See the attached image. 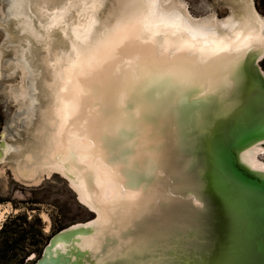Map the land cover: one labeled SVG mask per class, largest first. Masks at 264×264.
<instances>
[{
	"label": "bare ground",
	"instance_id": "bare-ground-1",
	"mask_svg": "<svg viewBox=\"0 0 264 264\" xmlns=\"http://www.w3.org/2000/svg\"><path fill=\"white\" fill-rule=\"evenodd\" d=\"M32 1L0 0V27L3 29L0 42V77L11 78L16 74L14 78L16 81L13 83L8 80L13 84L8 82L7 86L14 90L10 91V96L17 110L22 111L20 119H17L21 126L19 128L27 133L4 149V152L10 150L13 154L12 165L6 166L12 170L14 177H24L32 183H38L41 175L47 177L52 171L63 175L64 167L58 162L64 155L61 148L63 137L73 152L85 153L84 158L82 160L77 158L76 162L91 170L95 176L107 177L109 170L104 168L99 160L94 161L92 156L87 155L94 149V144L87 135L81 138L80 133L90 124L95 125L98 122V117L97 119L92 117L101 111V107L90 98L93 93L98 94L99 99L104 101L105 91H115L117 83L125 77L121 73V66L116 64L114 68L104 73L102 80L90 83L91 90L87 93L81 81L91 82V78L102 67L113 64L118 59L116 52L119 49L116 45L120 43L122 33H115L111 42L99 48L96 58L90 64L83 63L84 53L96 47L98 41H107L109 32L106 29L113 28L121 20L124 14L121 0H111L110 9L106 10L105 16L103 14L106 11L101 14L103 17H100L99 13L95 16L102 0H81L82 3L79 5L67 4V7L56 6L51 2L39 7L37 3L34 8L31 7ZM230 1L232 5L223 18L217 17L213 11L203 17L193 16L183 0H156V6L151 10L155 15H151L146 6L144 15L148 20L140 26L136 34L135 45L139 47L132 46L126 49L124 71L127 72L141 55H150L143 44L149 38L156 56L167 55L169 60L185 55L181 47L187 42L195 46L187 53L189 58L193 56V52L195 53V63L191 70L213 83L215 87L212 92L215 91L221 82H227L229 71L227 67H221L222 61L216 58L214 52L218 53L220 47L227 45L228 51L218 55L220 57L230 55L241 59L248 52L264 49V21L255 10L253 0ZM48 6L57 7L59 14L49 18ZM25 16L32 17V20ZM66 24L67 29H64L62 25ZM34 31H39L41 35ZM40 49L48 55V58L45 56L48 78L44 82V88L40 86V65L31 66L36 58V52ZM197 49H203V52ZM7 51L10 56L4 57ZM178 63L182 67H189L183 61ZM208 93L206 89L203 94ZM85 100L88 101V106L83 108L84 118L79 119ZM71 122H75V127L67 129V123ZM145 130L150 132L148 128ZM131 135L132 133L129 136L126 131H119L109 134L105 139V146L114 160L123 162L130 153ZM151 144L153 151L147 152L146 155L148 157L156 155L159 166L154 169L151 160H148L142 173L136 177L138 180L145 175L148 181L152 179L140 187V191L147 189V196L143 201L138 202L139 192L124 191L107 179L103 182L97 180L93 186L98 194L91 195L85 190L82 175L76 174L74 182L69 181L68 184L76 192L78 200L95 211L93 231L79 240L81 248L97 251L103 235L118 237L120 232L132 226L136 217L151 210L148 208H151L152 198L157 200L156 195L163 191L159 186V180L163 175L162 170L168 166L165 140L157 137ZM262 152L263 147L257 142L241 152L239 158L250 168L264 171V161L260 156ZM136 159L142 158L137 155ZM2 168L0 177L4 174ZM96 205L106 208L108 219L96 211ZM4 210H0V225ZM41 218L47 230L49 218L45 213L41 214ZM114 249V247L107 249L106 255L113 256Z\"/></svg>",
	"mask_w": 264,
	"mask_h": 264
},
{
	"label": "water",
	"instance_id": "water-1",
	"mask_svg": "<svg viewBox=\"0 0 264 264\" xmlns=\"http://www.w3.org/2000/svg\"><path fill=\"white\" fill-rule=\"evenodd\" d=\"M213 1L225 4L227 11L232 5L230 0ZM51 2L65 6L70 3ZM111 2L102 0L95 16L110 9ZM66 26L62 25L64 29ZM0 33L1 42V27ZM3 56L9 57L10 53L7 51ZM45 56L48 58L47 53L38 50L31 64L40 65L42 88L48 78ZM263 57L264 49L245 54L238 72L228 73L227 82H221L212 92L214 103L182 114L179 126L173 118H163L174 86L171 83L146 86L161 108L158 137L165 140L168 161L159 180L163 191L156 195L157 200L152 198L148 208L151 210L136 217L132 226L118 237L103 235L97 251L79 245V240L93 231L95 211L78 200L68 184L74 182V175L67 170L69 163L63 157L58 159L64 167L63 175L52 171L47 177L41 175L40 181H63L90 217L54 231L39 255L28 254L26 260H33L31 264H264V171L250 168L239 158L245 145L247 148L257 142L264 145V73L259 66ZM14 78L16 74L11 78L0 77V166L12 165L13 154L4 149L27 134L19 128L17 119L22 111L17 110L10 96L14 90L6 83ZM148 129L152 131L151 127ZM126 134L130 136V132ZM76 167L84 168L78 162ZM5 170L12 181L22 186L39 183L14 177L9 167ZM76 174L84 179L86 173L76 171ZM138 180L145 185L152 179L148 181L143 175ZM83 181L91 195L87 181ZM113 247V256L106 255L105 251Z\"/></svg>",
	"mask_w": 264,
	"mask_h": 264
},
{
	"label": "snow or ice",
	"instance_id": "snow-or-ice-1",
	"mask_svg": "<svg viewBox=\"0 0 264 264\" xmlns=\"http://www.w3.org/2000/svg\"><path fill=\"white\" fill-rule=\"evenodd\" d=\"M121 6L124 10L121 20L113 28L106 29L109 32L108 40L98 41L96 47L87 50L84 53L85 60L83 63L86 65L90 64L96 58L99 48L111 42L115 33H122L120 43L116 45V48L119 49L116 52L118 59L113 64H106L102 67L91 78V82L81 81V83H84L87 93L91 90L90 83L94 84L96 81L102 80L104 73L114 68L116 64L121 66V73L125 77L117 83L115 91H105L104 101L99 99L98 94L93 93L90 98L101 107V111L92 117V119H97L98 117V122L95 125L90 124L84 132L80 133L81 138L87 135V138L95 146L87 155L92 156L94 161L99 160L101 165L109 170V175L107 177L95 176L91 170L77 168L76 159L82 160L85 153L73 152L67 146V141L63 137L61 148L64 153L63 160L69 163L67 170L70 174L75 175L76 171L86 173L84 179L87 181L90 192L98 194L93 185L97 180L103 182L104 179H107L124 191L139 192V202L146 198L147 189L140 191L142 182L137 180L136 177L142 173L144 164L148 160H151L154 169L159 166L158 157L156 155L148 157L146 153L153 151L151 141L156 140L158 135L161 134L158 121L162 118L161 108L157 104L156 96L155 94L149 95L146 86L165 83H171L174 86L175 90L169 95L163 118H173L174 122L179 126V118L182 114H187L194 108L200 109L214 103L212 89L215 85L206 78L199 77L191 70V66L195 63V53L193 52L191 58L187 56V53L194 49L195 46L187 42L181 47V51L185 55L169 60L167 55L156 56L151 38H149L143 44L150 55H141L140 59L125 72L123 61L126 58V49L132 46L139 47V45H135L136 34L139 32L140 26L144 25L145 21L148 20V17L144 15V9L147 6L150 14L155 15V12L151 10L155 8L156 0H121ZM193 39H195V36H193ZM197 51L203 52V49H197ZM227 51V45L218 49V53H226ZM218 53L214 52V55L218 60L222 61L221 67H227L231 74L237 73L241 63L240 58L230 55L220 57ZM77 58L79 59V56ZM180 61L185 62L189 67L180 66L178 63ZM162 65L166 66L161 67ZM206 89L209 91L207 96L203 95ZM87 106L88 101L85 100L79 119L84 118L83 108ZM66 127L67 129L74 128L75 122L67 123ZM148 127L152 128L151 132L145 130ZM119 131L132 133L129 143L131 151L123 162L114 160L105 146V139L109 134L118 133ZM247 147L245 145L240 151H245ZM137 148L139 149L138 153ZM137 155L142 159L137 160ZM95 208L105 219H108L105 207L96 205Z\"/></svg>",
	"mask_w": 264,
	"mask_h": 264
},
{
	"label": "rangeland",
	"instance_id": "rangeland-1",
	"mask_svg": "<svg viewBox=\"0 0 264 264\" xmlns=\"http://www.w3.org/2000/svg\"><path fill=\"white\" fill-rule=\"evenodd\" d=\"M183 1L186 3L187 9L190 14L196 17H203V15L206 16L212 11L219 18H223L228 14L227 10L225 9V4L215 3L213 0ZM253 1L255 5V10L260 16H262L264 21V0ZM32 2L33 3H31V7L34 8L35 5L37 6V3H39V7H42L43 4L47 5V3H50L51 0H33ZM66 2H70L69 4L72 5H79L80 3H82L81 0H66ZM51 4H55L56 6L63 5H57L56 2H51ZM63 6L65 7V4ZM47 8L48 12L50 13L49 18L59 14V12L54 14L55 11H58L57 7L53 6L50 8L48 6ZM106 13L107 11L103 15L105 16ZM101 16L102 15H100V17ZM25 18H30V20H32V17L30 16H25ZM34 32H36L39 36L41 35L39 31ZM259 66L264 73V57L260 60ZM18 69L21 70L20 67ZM14 81L16 80H11V82L13 83ZM8 82L9 84H13L10 81H7L6 83ZM1 120L2 119L0 115V123ZM260 156L261 159L264 161V145L263 152ZM1 167H3L2 172L4 173L2 174L3 176L0 177V210L5 209L3 212L4 216L2 217L3 221L8 215L14 214L16 212H25L28 217L31 215H35L39 218L42 233L49 236L55 231L58 226L63 227L70 223H78L79 221H83L90 217L89 212L82 205L78 204L75 201L72 192L68 189V187L63 181L45 179L41 180V182L39 181L40 184L34 186H22L10 179L8 171L5 170V168L9 166L4 165L0 166V168ZM17 192L18 195H15ZM42 213H45L49 218V225L47 230H45V224L43 223V220L41 218ZM2 220L1 223L3 222Z\"/></svg>",
	"mask_w": 264,
	"mask_h": 264
},
{
	"label": "trees",
	"instance_id": "trees-1",
	"mask_svg": "<svg viewBox=\"0 0 264 264\" xmlns=\"http://www.w3.org/2000/svg\"><path fill=\"white\" fill-rule=\"evenodd\" d=\"M47 237L37 216L28 217L25 212L8 215L0 225V264H31L27 255L37 257Z\"/></svg>",
	"mask_w": 264,
	"mask_h": 264
}]
</instances>
